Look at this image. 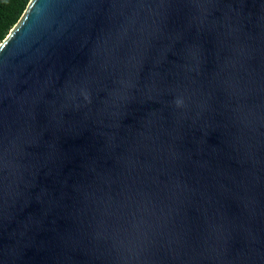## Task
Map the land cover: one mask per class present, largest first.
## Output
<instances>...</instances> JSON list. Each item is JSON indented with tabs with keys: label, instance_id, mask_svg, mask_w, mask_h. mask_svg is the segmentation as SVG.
<instances>
[{
	"label": "water",
	"instance_id": "1",
	"mask_svg": "<svg viewBox=\"0 0 264 264\" xmlns=\"http://www.w3.org/2000/svg\"><path fill=\"white\" fill-rule=\"evenodd\" d=\"M0 264H264V0H30Z\"/></svg>",
	"mask_w": 264,
	"mask_h": 264
},
{
	"label": "trees",
	"instance_id": "2",
	"mask_svg": "<svg viewBox=\"0 0 264 264\" xmlns=\"http://www.w3.org/2000/svg\"><path fill=\"white\" fill-rule=\"evenodd\" d=\"M30 0H0V43L19 20Z\"/></svg>",
	"mask_w": 264,
	"mask_h": 264
}]
</instances>
